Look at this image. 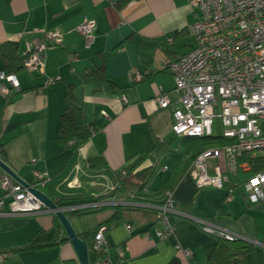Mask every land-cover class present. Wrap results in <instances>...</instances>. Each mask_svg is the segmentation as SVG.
Returning <instances> with one entry per match:
<instances>
[{"label": "crops", "instance_id": "crops-1", "mask_svg": "<svg viewBox=\"0 0 264 264\" xmlns=\"http://www.w3.org/2000/svg\"><path fill=\"white\" fill-rule=\"evenodd\" d=\"M199 15L189 0H116L114 6L106 0H0V51L14 50L24 59L27 46L41 41L45 32L62 34L60 45L45 52L43 73H30L21 62L11 73L19 89L9 84L8 94L0 89V153L16 175L26 181L33 180L34 170L51 179L61 176L43 190L53 201L62 196H106L115 175L123 174L155 139L174 140L160 155H150L153 174L146 198L161 202L171 194L172 233L158 239L159 220L105 226L107 257L114 264H206L217 236L204 232L203 223L264 248V202L251 203L244 188L255 173L253 164L237 173L225 171L222 189L197 188L188 168L199 145L173 134L171 108H161L156 100L162 94L174 100L175 82L166 66L193 46L189 26ZM85 20L96 23L89 43L76 31ZM71 55L76 57L72 62ZM101 65L105 80L82 83L87 70ZM7 70L0 55V71ZM135 70L144 73L142 80L131 79ZM69 85L83 109L85 125L95 127L71 165V150L56 139ZM262 155L246 154L250 160ZM218 162L211 159L208 165ZM108 215L99 212L69 220L80 238ZM60 226L51 213L0 219V252L9 253L1 264H80L69 240L46 247L66 236Z\"/></svg>", "mask_w": 264, "mask_h": 264}, {"label": "built area", "instance_id": "built-area-1", "mask_svg": "<svg viewBox=\"0 0 264 264\" xmlns=\"http://www.w3.org/2000/svg\"><path fill=\"white\" fill-rule=\"evenodd\" d=\"M106 1L111 6L116 3V0ZM189 3L200 12L199 18L189 26L194 44L185 54L167 63V70L175 82L174 100L165 94L156 100L161 108H171V130L175 136L219 137L230 141L221 148L201 151L188 168L197 188L222 189L226 183L225 171L237 173L248 170L251 164L243 156L250 154L255 157L256 153H264V0H189ZM95 26L94 20H85L76 31L89 43ZM171 40L169 38L167 42ZM61 41L60 32H45L41 41L27 46L22 66L30 73H43L46 50L60 45ZM75 59L74 55L69 57L70 62ZM130 77L133 81H140L144 73L135 70ZM58 79L48 78L46 84ZM0 81V89L5 94L10 91L8 84L19 89L14 74L0 71ZM102 115L108 117L104 112ZM214 126L221 128L220 134L214 133ZM222 158L223 163L220 162ZM211 159L219 162L210 166L208 162ZM50 180L46 174L34 170L33 180H24L26 187L7 173H1L0 219L54 214V210L29 191L32 188L43 192ZM148 187L147 183L145 192H148ZM244 188L251 203L264 202V170L248 178ZM128 196L119 201L105 199L60 209L65 213L70 209L120 205L156 210L160 218L156 237L161 240L172 233L169 216L175 211L170 193L161 202L138 197L135 193ZM201 228L227 240L241 238L218 230L211 223H203ZM105 231L106 227L101 226L94 235L92 249L99 255L93 264H114L107 257L109 244ZM8 256L9 253L0 252V264Z\"/></svg>", "mask_w": 264, "mask_h": 264}, {"label": "trees", "instance_id": "trees-1", "mask_svg": "<svg viewBox=\"0 0 264 264\" xmlns=\"http://www.w3.org/2000/svg\"><path fill=\"white\" fill-rule=\"evenodd\" d=\"M0 55L8 68V70L4 72L5 74H11L12 71L23 62V59L18 58V55L11 49H8V51H0ZM104 69V65H101L100 67L87 70L82 75V83L105 80L106 76ZM64 100L66 105L59 119L56 139L60 146L71 150V165L76 159L78 150L90 138L95 127L85 125L83 109L78 107L75 103L72 85L67 86ZM184 140L193 144H198L197 153L205 149L218 148L230 142L219 137L185 138ZM171 141L174 142L173 139L165 142L155 139L151 148L138 157L129 168L124 170L123 174L118 173L115 175L113 189L109 191L106 196H62L56 198L54 203L59 208H71L91 202H100L106 198L115 196H123L127 199L129 198V193H135L138 197L147 198L151 191L149 189L148 192H145L144 187L153 174V159L150 155L152 153L160 155L168 149L171 145ZM0 158L3 160L1 153ZM243 159L250 160L246 155L243 156ZM88 162L90 166H95L93 159H89ZM250 163L253 164L255 172L263 171L264 153L260 157L251 159ZM61 178L60 176L51 179L47 186L54 182H58ZM99 212H109V215L104 221L97 224L95 228L80 235V238L88 243L90 247L88 256L91 263L94 262L99 255L92 249V241L95 233L101 226L105 227L120 223H130L132 220L138 222H157L160 219L159 213L155 210H143L137 207L120 205L103 206L98 209H70L67 210L65 214L68 217H72ZM61 231L62 229H60V232ZM60 234L61 233H59V235ZM65 241H68V238L66 236H60L58 239L54 238L50 243L46 244V247H53ZM206 264H264V248L243 241L242 239L227 240L217 236V240L207 258Z\"/></svg>", "mask_w": 264, "mask_h": 264}, {"label": "water", "instance_id": "water-1", "mask_svg": "<svg viewBox=\"0 0 264 264\" xmlns=\"http://www.w3.org/2000/svg\"><path fill=\"white\" fill-rule=\"evenodd\" d=\"M0 169L27 187L26 182L23 179H21L18 175H16V173L1 158H0ZM29 191L35 197H37L41 202H43L49 209L54 210V215L59 220V223L63 228L66 237L73 246L80 264H90L88 257V246L81 238L78 237V235L76 234L70 223L69 217L64 213V211L59 207H57L54 201L50 199L46 194H44V192L34 190L32 188H29ZM173 206H175L174 202H173Z\"/></svg>", "mask_w": 264, "mask_h": 264}, {"label": "rangeland", "instance_id": "rangeland-1", "mask_svg": "<svg viewBox=\"0 0 264 264\" xmlns=\"http://www.w3.org/2000/svg\"><path fill=\"white\" fill-rule=\"evenodd\" d=\"M192 46V45H191ZM213 130H214V133L215 134H220L221 133V128H217L216 126H214V128H213ZM179 142V141H178ZM177 145H178V143H177Z\"/></svg>", "mask_w": 264, "mask_h": 264}]
</instances>
